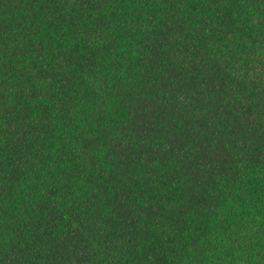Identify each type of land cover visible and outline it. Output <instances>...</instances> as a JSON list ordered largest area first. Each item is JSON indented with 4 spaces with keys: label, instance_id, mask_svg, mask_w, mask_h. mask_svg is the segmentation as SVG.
I'll use <instances>...</instances> for the list:
<instances>
[{
    "label": "trees",
    "instance_id": "obj_1",
    "mask_svg": "<svg viewBox=\"0 0 264 264\" xmlns=\"http://www.w3.org/2000/svg\"><path fill=\"white\" fill-rule=\"evenodd\" d=\"M0 264H264V0H0Z\"/></svg>",
    "mask_w": 264,
    "mask_h": 264
}]
</instances>
